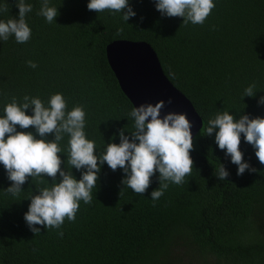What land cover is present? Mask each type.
I'll use <instances>...</instances> for the list:
<instances>
[{
  "label": "trees",
  "instance_id": "trees-1",
  "mask_svg": "<svg viewBox=\"0 0 264 264\" xmlns=\"http://www.w3.org/2000/svg\"><path fill=\"white\" fill-rule=\"evenodd\" d=\"M26 2L33 5L26 16L31 38L18 43L11 35L0 41V115L14 98L23 103L25 96H37L47 105L59 92L68 110L83 106L85 132L97 153L114 133L119 143L120 129L131 138L134 119L128 114L135 106L106 51L111 42L125 39L155 48L169 79L204 123L193 139L192 171L181 184L161 181L169 186L158 200L150 196L160 186L158 172L138 194L122 183V169L105 162L91 203L81 200L75 220L66 217L59 229L37 225L40 233L29 229L24 213L30 196L51 187L53 178L29 176L13 196L0 164V264H191L193 254L214 264H264V165L242 134L244 159L258 171L237 175L238 166L218 147L215 133L206 134L218 112L229 110L237 119L264 116V104L258 103L264 96V0H214L203 24L162 16L154 0H130L137 15L128 22L121 13L89 10L88 0H51L59 14L49 23L39 14L41 0ZM18 13L16 0H3L0 19ZM249 85H255L253 97L245 95ZM68 142L64 134L59 142L64 153H58L66 171ZM221 163L229 172L225 180L217 176ZM71 171L80 178L82 170Z\"/></svg>",
  "mask_w": 264,
  "mask_h": 264
},
{
  "label": "clouds",
  "instance_id": "clouds-1",
  "mask_svg": "<svg viewBox=\"0 0 264 264\" xmlns=\"http://www.w3.org/2000/svg\"><path fill=\"white\" fill-rule=\"evenodd\" d=\"M19 8L18 18L0 19V41L14 35L18 43H25L31 38V27L26 16L33 5L26 0H16ZM155 8L162 16L182 17L184 23L203 24L215 7L214 0H154ZM3 0H0V8ZM87 8L101 13L109 10L121 13L125 21L137 15L130 0H88ZM39 14L49 23L56 21L59 9L51 5V0H41ZM35 68L37 65L29 61ZM255 85L245 89V95L253 97ZM244 95V96H245ZM171 103V98H169ZM264 104V96L258 100ZM165 101L141 103L132 108L128 114L134 119V130L131 138L124 129L119 130V143H106L105 150L97 153L95 142L85 132L86 113L82 105L71 110L62 93L53 94L45 103L37 96L24 97L23 103L15 98L5 105L0 115V164L6 170L7 178L12 182L6 189L13 196L31 177H42L47 174L53 178L51 187L39 188L38 194L31 195L24 220L33 233H40L37 225L59 229L65 218L75 220L80 201L91 203L92 190L97 185L99 173L105 164L112 169L120 168L125 173L122 183L135 193L143 194L151 183V177L159 173L160 186L151 192L153 201L158 200L168 188V181L181 184L193 168L192 123L184 112L169 111L163 116L161 109ZM31 108V114L28 109ZM34 126L35 132L23 131ZM19 129L21 130H18ZM215 133V142L231 162L237 165V175L245 170L250 173L258 169L244 159L241 150V136L255 149L260 164L264 165V116L251 117L248 114L235 118L229 110L218 112L210 118L206 134ZM54 134V139H47ZM64 134L69 136L68 163L77 170H82L79 179L73 175L71 167H61L64 153L59 146ZM99 161V163H98ZM61 179L56 181L57 173ZM220 180L229 176L228 170L221 166L218 170ZM61 236L63 232L59 233Z\"/></svg>",
  "mask_w": 264,
  "mask_h": 264
},
{
  "label": "water",
  "instance_id": "water-1",
  "mask_svg": "<svg viewBox=\"0 0 264 264\" xmlns=\"http://www.w3.org/2000/svg\"><path fill=\"white\" fill-rule=\"evenodd\" d=\"M106 51L122 90L134 106L164 100L161 115L169 111L186 113L195 138L203 127V118L190 98L169 79L157 51L150 43L120 39L108 44Z\"/></svg>",
  "mask_w": 264,
  "mask_h": 264
},
{
  "label": "rangeland",
  "instance_id": "rangeland-1",
  "mask_svg": "<svg viewBox=\"0 0 264 264\" xmlns=\"http://www.w3.org/2000/svg\"><path fill=\"white\" fill-rule=\"evenodd\" d=\"M191 259H192L191 264H214L213 263L214 261L210 257H206V259H203L193 254Z\"/></svg>",
  "mask_w": 264,
  "mask_h": 264
}]
</instances>
